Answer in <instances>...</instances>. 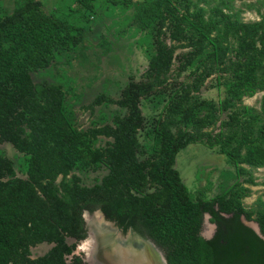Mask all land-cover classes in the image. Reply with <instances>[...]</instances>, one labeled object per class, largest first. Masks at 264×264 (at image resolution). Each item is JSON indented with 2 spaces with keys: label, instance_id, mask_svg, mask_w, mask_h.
<instances>
[{
  "label": "trees",
  "instance_id": "trees-1",
  "mask_svg": "<svg viewBox=\"0 0 264 264\" xmlns=\"http://www.w3.org/2000/svg\"><path fill=\"white\" fill-rule=\"evenodd\" d=\"M77 1L93 9L92 0ZM111 1L134 7L133 22L150 34L152 52L143 77L129 80L115 101L124 113L85 131L74 126L59 86L31 78L57 50L74 48L83 28L45 13L36 0H16L0 15V143L24 155L26 176H16L0 154V264H84L66 239L86 237L85 210L149 238L167 264H264V209L242 202L250 195L244 183L255 185L253 169L264 167V105L242 102L264 90V8L246 22L233 0L208 7L200 0ZM214 74L224 91L219 101L199 95ZM156 96L167 97L146 127L140 103ZM220 113L226 119L214 132ZM142 130L152 139L149 150L139 142ZM98 136L107 138L104 146L95 145ZM195 142L217 148L241 180L210 198L199 189L192 199L175 158ZM101 167L106 173L90 186L75 173ZM205 213L215 225L210 238L200 235ZM243 218L256 221L262 237ZM43 242L51 247L32 258L30 248Z\"/></svg>",
  "mask_w": 264,
  "mask_h": 264
},
{
  "label": "rangeland",
  "instance_id": "rangeland-1",
  "mask_svg": "<svg viewBox=\"0 0 264 264\" xmlns=\"http://www.w3.org/2000/svg\"><path fill=\"white\" fill-rule=\"evenodd\" d=\"M15 1L0 0V15L11 13ZM36 1L45 13L66 19L82 27L83 31L80 42L74 48L68 51L57 50L47 68L31 72L33 83L36 86L42 83L53 84L61 88L64 105L71 112L73 124L79 130L85 131L90 127L112 123L114 116L124 113V109L115 103L120 97L121 89L129 80H140L143 77L149 54L152 52L150 34L133 22L134 7L131 4L128 6L122 3L114 4L111 0H92L93 9L89 10L81 6L77 0ZM216 1L200 0V6L208 7ZM232 4L240 11L242 20L246 22L258 20L257 9L264 8V0H233ZM166 42L169 43V39H166ZM185 50L177 49L175 54ZM176 65L175 59L173 67ZM190 70L182 73L179 80L185 79ZM215 78L216 74L205 81L199 92L202 98L219 101L224 97L221 83L217 84ZM263 95L264 90L258 91L251 97H243L242 102L259 110L264 105ZM166 97L156 96L141 101L140 107L146 119V127L161 111ZM219 118L220 120L212 127L214 132L219 130V122L226 119V114L220 113ZM146 130L139 132V142L141 147L149 150L152 139L145 135ZM106 140V137L98 136L95 145L104 146ZM0 154L12 161L16 176L26 177L23 154L8 142L0 143ZM175 168L182 181L186 183L192 199L199 189H203L206 197L210 198L224 192L234 181L241 180V177L235 175L233 166L217 148L211 149L200 142L190 143L178 152ZM75 173L81 178L83 185L90 186L100 181L106 173V168ZM253 177L255 185L244 183L249 187L250 195L242 200L243 205L247 209H264V167L253 169ZM86 212H83V215L90 223L93 221V214L95 216L101 214L98 210L93 213ZM209 218L206 214L202 218L200 235L204 238L212 236L215 229ZM243 222L253 230L259 229L258 223L254 220L243 218ZM84 224L86 226L85 221ZM66 240L69 244L73 242L76 244L72 255L80 257L84 264H91L86 253L77 248L87 240V236L77 242L69 237ZM50 247L51 244L46 242L37 244L30 248V256L32 258L41 256ZM155 249L164 262V251L158 247ZM70 258L71 255L67 256V261Z\"/></svg>",
  "mask_w": 264,
  "mask_h": 264
},
{
  "label": "bare ground",
  "instance_id": "bare-ground-1",
  "mask_svg": "<svg viewBox=\"0 0 264 264\" xmlns=\"http://www.w3.org/2000/svg\"><path fill=\"white\" fill-rule=\"evenodd\" d=\"M83 217L88 231L87 240L77 248L86 253L91 264H107L108 261L110 264H160L158 252L140 242V238L131 237L132 233L122 238L112 224L104 221L100 215L93 214L92 223L85 215ZM97 259L102 262L99 263ZM95 260L98 263H93Z\"/></svg>",
  "mask_w": 264,
  "mask_h": 264
},
{
  "label": "flooded vegetation",
  "instance_id": "flooded-vegetation-1",
  "mask_svg": "<svg viewBox=\"0 0 264 264\" xmlns=\"http://www.w3.org/2000/svg\"><path fill=\"white\" fill-rule=\"evenodd\" d=\"M105 219V218H104ZM242 221H243V219H242ZM244 223V222H243ZM112 226L116 229V231H117V233L123 238V237H125V236H127V234L129 233V230L131 229V231H132V234H133V236H131V237H135L136 239H137V237L138 238H140L139 240H140V242H142L144 245H146V246H148L149 247V243L147 242V240L148 241H150L151 243H153L154 244V246H155V248L156 247H158L153 241H151L149 238H147V237H145V236H142L141 234H139L138 232H136L132 227H129L128 229H127V231L126 232H122L121 231V229L117 226V225H115L114 223L112 224ZM85 230H86V226H85ZM214 231H215V229H214ZM86 234H88V231L86 230ZM213 234H214V232H213ZM212 234V235H213ZM87 236V235H86ZM210 237H212V236H210ZM209 237V238H210ZM138 240V239H137ZM151 246V245H150ZM159 249H161L160 247H158ZM162 250V249H161ZM159 254V253H158ZM98 260V259H97ZM160 260V261H159ZM159 260H158V262L160 263V264H162V263H164V262H166V259H165V255H164V262H162V260H161V256L159 255ZM99 261V263H101L102 261H100V260H98ZM105 261V260H104ZM157 261V260H156ZM95 263L97 262L96 260L94 261ZM98 263V262H97ZM108 263L110 264V262L108 261ZM107 263V264H108ZM102 264H106V262H103Z\"/></svg>",
  "mask_w": 264,
  "mask_h": 264
},
{
  "label": "water",
  "instance_id": "water-1",
  "mask_svg": "<svg viewBox=\"0 0 264 264\" xmlns=\"http://www.w3.org/2000/svg\"><path fill=\"white\" fill-rule=\"evenodd\" d=\"M95 211H97V210L92 211V213L95 212ZM205 214L208 215L207 213H205ZM100 216H101V218H104L102 214H100ZM208 216H209V215H208ZM82 217H83V213H82ZM103 220L106 221V222H108V223H110V224H113V222H111V221H108V220H106V219H103ZM254 231H255V233H257L260 237H262V235L260 234L259 229L254 230ZM129 233H130V234L132 233L131 229L129 230ZM147 242L151 245V247H152L153 249H155V246H154L153 243H151V242L148 241V240H147ZM155 250H156V249H155ZM162 264H167V263L164 262V263H162ZM229 264H235V263H229Z\"/></svg>",
  "mask_w": 264,
  "mask_h": 264
}]
</instances>
